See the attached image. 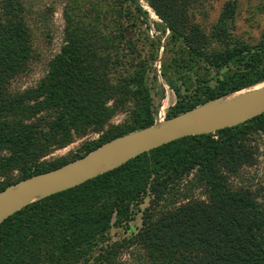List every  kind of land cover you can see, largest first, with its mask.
Instances as JSON below:
<instances>
[{"label": "trees", "instance_id": "1", "mask_svg": "<svg viewBox=\"0 0 264 264\" xmlns=\"http://www.w3.org/2000/svg\"><path fill=\"white\" fill-rule=\"evenodd\" d=\"M122 1L120 19L146 16L138 0ZM145 1L169 31L161 76L176 102L166 119L264 82V42L232 35L237 0L222 4L207 32L198 18L213 0ZM51 14H35L29 0H0V192L155 123L148 73L158 49L141 59L124 47V32L72 17L45 77L9 91L31 57L33 24ZM91 134L70 160L44 161ZM261 147L264 113L143 153L6 219L0 264H122L124 256L129 264H264V185L246 179ZM113 228L127 237L111 242Z\"/></svg>", "mask_w": 264, "mask_h": 264}, {"label": "rangeland", "instance_id": "2", "mask_svg": "<svg viewBox=\"0 0 264 264\" xmlns=\"http://www.w3.org/2000/svg\"><path fill=\"white\" fill-rule=\"evenodd\" d=\"M29 1L35 14L44 11L52 12V14L49 16L47 15L46 23L42 25L33 24L31 57L26 63L23 71L11 80L9 91L12 94L22 93L34 88L39 81L45 77L48 72L49 63L60 52L61 47L64 45L65 29L68 24L67 17H72L73 21L81 22V24L86 25L87 23H92L94 28H99L101 25H104L107 31L112 32L111 35L113 36L118 34V31L124 32V47H126V49H137L141 59L147 60L150 51L152 52L154 49H158L157 59L152 62L151 70L148 73V85L151 88L153 106L156 110L154 125H159L168 120L166 119L167 111L170 107L174 106L176 102L173 91L161 76L162 62L165 59L166 63L170 62L169 56H171V51L168 53L166 52V49L170 48L168 42L169 31L165 29L163 22L157 17L145 0H138V3L141 9L146 13V16L139 20L129 19L128 21H125V18L122 19L121 17L120 19L117 16V9L123 3L122 0ZM225 1L226 0H213L207 15L198 18L200 25L206 32L210 30L211 25L217 19L222 4ZM118 19L119 21L116 22ZM118 22L121 24L120 29H117ZM232 35L237 40L252 46L264 42V0H237ZM213 47H217V43H213ZM154 72L157 75L156 80L153 78ZM122 119L123 116H116L113 119V123H119ZM96 138V135L91 134L83 139L76 140L65 148L54 151L46 157L44 161H68L79 153L83 142ZM263 148L261 149L258 165L247 171L246 179H248L251 184L254 181L255 183L259 182L264 185ZM132 225L139 226L140 222L138 220L134 221ZM109 236L111 242H114L127 237V234L124 229L113 228L110 230ZM122 261V264H129L128 256H124Z\"/></svg>", "mask_w": 264, "mask_h": 264}, {"label": "water", "instance_id": "3", "mask_svg": "<svg viewBox=\"0 0 264 264\" xmlns=\"http://www.w3.org/2000/svg\"><path fill=\"white\" fill-rule=\"evenodd\" d=\"M238 92L116 138L79 159L6 188L0 192V224L36 201L112 171L143 153L185 137L236 127L264 113V88L236 98Z\"/></svg>", "mask_w": 264, "mask_h": 264}, {"label": "bare ground", "instance_id": "4", "mask_svg": "<svg viewBox=\"0 0 264 264\" xmlns=\"http://www.w3.org/2000/svg\"><path fill=\"white\" fill-rule=\"evenodd\" d=\"M262 88H264V82H261V83L255 85V86H252V87L246 88V89H244L243 91H240V92H238L237 94H235V96H236V98H239V97H241L242 95H246V94H248V93H251V92L257 91V90L262 89ZM195 121H196V120H195ZM195 121H194V122H195ZM194 122H193V123H194Z\"/></svg>", "mask_w": 264, "mask_h": 264}]
</instances>
